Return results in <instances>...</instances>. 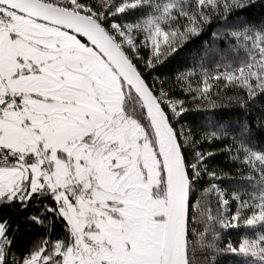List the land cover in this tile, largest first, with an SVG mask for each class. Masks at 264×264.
<instances>
[{
	"label": "snow or ice",
	"instance_id": "1",
	"mask_svg": "<svg viewBox=\"0 0 264 264\" xmlns=\"http://www.w3.org/2000/svg\"><path fill=\"white\" fill-rule=\"evenodd\" d=\"M225 258L264 264V0H0V264Z\"/></svg>",
	"mask_w": 264,
	"mask_h": 264
},
{
	"label": "trees",
	"instance_id": "2",
	"mask_svg": "<svg viewBox=\"0 0 264 264\" xmlns=\"http://www.w3.org/2000/svg\"><path fill=\"white\" fill-rule=\"evenodd\" d=\"M260 15V12H259V9H256V10H253V12L249 13V16H254V17H259ZM203 39V38H202ZM191 47V45H189ZM223 46V45H222ZM229 55H231L229 53ZM216 59H219V57H215ZM177 63L176 62H171L169 63L165 69H163L164 73L165 74H170L172 70H174L176 67H177ZM241 233H237V231L235 230H231V231H227L224 233V236L225 238H231L233 239L234 241L237 240L238 236L240 235ZM231 259V258H225V261H226V264H227V261Z\"/></svg>",
	"mask_w": 264,
	"mask_h": 264
}]
</instances>
